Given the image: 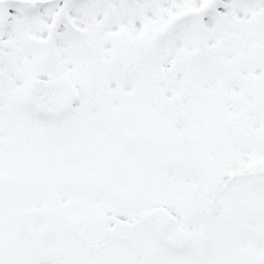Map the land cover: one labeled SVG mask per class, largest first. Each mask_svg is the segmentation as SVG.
Here are the masks:
<instances>
[{
    "label": "snow or ice",
    "instance_id": "1",
    "mask_svg": "<svg viewBox=\"0 0 264 264\" xmlns=\"http://www.w3.org/2000/svg\"><path fill=\"white\" fill-rule=\"evenodd\" d=\"M0 264H264V0H0Z\"/></svg>",
    "mask_w": 264,
    "mask_h": 264
}]
</instances>
